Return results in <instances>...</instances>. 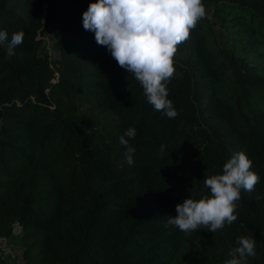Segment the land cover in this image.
Listing matches in <instances>:
<instances>
[{"label":"trees","instance_id":"1","mask_svg":"<svg viewBox=\"0 0 264 264\" xmlns=\"http://www.w3.org/2000/svg\"><path fill=\"white\" fill-rule=\"evenodd\" d=\"M15 225L23 264H264V0H0Z\"/></svg>","mask_w":264,"mask_h":264},{"label":"rangeland","instance_id":"2","mask_svg":"<svg viewBox=\"0 0 264 264\" xmlns=\"http://www.w3.org/2000/svg\"><path fill=\"white\" fill-rule=\"evenodd\" d=\"M217 28V26H214ZM38 40V52L41 55H44L46 58H53L56 54L55 47H54V40L51 37L48 29H41L37 36ZM20 236V226L15 225L8 235H0V258L4 264H17V260L9 254L7 251L3 250L2 248L5 247L12 253H18L19 250H23V245L19 240ZM2 239L4 243L2 244Z\"/></svg>","mask_w":264,"mask_h":264},{"label":"built area","instance_id":"3","mask_svg":"<svg viewBox=\"0 0 264 264\" xmlns=\"http://www.w3.org/2000/svg\"><path fill=\"white\" fill-rule=\"evenodd\" d=\"M55 52H56V50H55ZM57 57V52H56V54H55V56L53 57V58H48L47 57V59L48 60H52V59H55ZM4 243V240L2 239V244ZM3 250H5V251H7L9 254H11L13 257H14V259H16L17 260V264H23V262H24V258H23V253H22V251L21 250H19L18 249V253H12L11 251H9L7 248H5V247H3L2 248Z\"/></svg>","mask_w":264,"mask_h":264}]
</instances>
